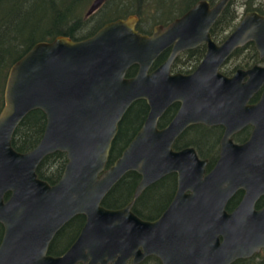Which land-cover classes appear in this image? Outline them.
Returning <instances> with one entry per match:
<instances>
[{"label": "water", "instance_id": "1", "mask_svg": "<svg viewBox=\"0 0 264 264\" xmlns=\"http://www.w3.org/2000/svg\"><path fill=\"white\" fill-rule=\"evenodd\" d=\"M229 1L198 0L151 34L139 31V17L129 14L85 38L57 35L36 42L10 66L0 110V264H127L149 255L162 264H231L264 249V206H253L264 194V66L231 76L220 71L249 42L264 57V14L246 11L217 42L210 29ZM102 2L93 0L86 15ZM203 43L206 53L191 73L170 72L178 53ZM168 48V58L151 69ZM133 65L136 73L127 76ZM137 100L147 103L146 118L105 168L118 124ZM174 102L178 111L158 128ZM35 109L46 118L43 135L31 150L17 151L14 132ZM197 122L224 126L219 158L208 173L193 147L173 148ZM246 125L252 126L248 138L234 143L231 135ZM55 151L65 152L67 163L50 185L35 170ZM128 171L141 177L134 197L176 173L175 195L157 219L138 217L132 202L117 209L102 204ZM240 188L245 195L229 212L226 203ZM78 213L86 220L74 242L60 255L48 254L54 234Z\"/></svg>", "mask_w": 264, "mask_h": 264}, {"label": "trees", "instance_id": "2", "mask_svg": "<svg viewBox=\"0 0 264 264\" xmlns=\"http://www.w3.org/2000/svg\"><path fill=\"white\" fill-rule=\"evenodd\" d=\"M93 0H0V109L3 105V91L10 66L25 54L36 42L42 40H52L57 35H66L73 39H81L90 36L104 23L116 18H124L129 14H135L139 17L137 29L146 33V22L144 16L149 14L151 17L149 26L154 24H164L175 17L181 15L198 0H103L99 6L103 7L99 13L97 22L89 26L88 34H80L79 30L85 25L83 9ZM212 4L214 0H209ZM248 1L246 11L256 10L264 14V6L258 5L255 8L250 7ZM228 2L218 19L212 25L210 33L217 41H222L230 33L238 21L240 14ZM98 8V9H99ZM97 9V10H98ZM94 13V12H93ZM244 49L248 50L250 58L248 65H252L258 57L253 42L247 43L244 47L237 49L234 53H239ZM200 53V49H197ZM161 60V59H159ZM136 67L128 69L127 75H133ZM258 98L253 97V101ZM167 109L159 120L162 126L168 119L171 109ZM148 106L144 100L135 101L127 110L119 124V131L114 140L112 150L110 151L108 162L109 166L120 155L124 145L129 141L135 130L139 128L145 119ZM45 125V115L39 110L30 111L17 127L12 143L18 150L29 148L35 141L34 137L39 136ZM30 133V134H28ZM245 136V135H244ZM36 142V141H35ZM175 143V147H176ZM180 144V141H179ZM57 153L56 157L62 159ZM61 165L58 166L55 174H60ZM42 174V173H41ZM40 175V174H39ZM57 175V176H58ZM42 176V175H41ZM49 178V176H46ZM172 177H166L163 181H173ZM52 179V178H51ZM170 179V180H169ZM139 180V175L134 171L127 172L113 188L103 198L102 204L108 208H119L125 205L133 194V189ZM81 217H77L80 219ZM61 233V232H60ZM61 234H65L62 232ZM59 236L56 241L50 245L49 252L57 254L63 250L59 244ZM152 260L156 264H161L155 256ZM252 264L249 260H237L235 264Z\"/></svg>", "mask_w": 264, "mask_h": 264}, {"label": "flooded vegetation", "instance_id": "3", "mask_svg": "<svg viewBox=\"0 0 264 264\" xmlns=\"http://www.w3.org/2000/svg\"><path fill=\"white\" fill-rule=\"evenodd\" d=\"M172 20H170L164 24H161V23H159V24L165 26L169 22H171ZM154 26L152 27V29L150 31H148L146 33L151 34ZM229 34L230 33H228L227 36ZM244 46H242V47H244ZM239 48H241V47H239ZM239 48H237V49H239ZM197 49H200L201 52L198 53ZM206 50H207L206 44L203 43V44L198 45L195 48H191V49L181 51L180 53H178V55L174 58L173 62L171 63L170 72L171 73H182V74L191 73L198 66V64L200 63V61L204 57ZM170 51H171L170 48L162 51L161 54L156 58V60L152 64L151 69H154L159 64H161L163 61H165L168 58ZM234 52L227 58V60L220 67V71L227 76L233 75L235 70L239 69V68L247 69L248 67H250L254 64H259V65L264 66V57H260L258 52H257L258 57L256 58V61L253 62V64L250 66L248 65V60L250 58V55H249L247 49H244L243 51H241L240 54L234 53ZM159 59H161V60H159ZM133 66L136 67V70L134 72V74H135L137 71V66L136 65H133ZM133 75H130V76H133ZM3 93H4V91H3ZM256 95L258 96V98L254 101L252 100L253 99L252 98L250 101L251 103H254L259 99L260 92H258ZM3 103H4V95H3ZM179 106H180V103L174 102L167 108V109H169L170 107H172L171 113H170L168 119L166 120V122L164 123V125L160 126L159 120L164 115V113L167 111V109L164 111V113L162 114V116L159 118V120L157 122L158 128H162V127L166 126L171 121L173 116L178 111ZM125 113H124V115H125ZM146 115H147V113H146ZM145 118H146V116H145ZM45 123H46V118H45ZM119 124H120V122H119ZM119 124H118V131H119ZM141 125L139 126V128L141 127ZM44 127H45V125H44ZM139 128L134 131V133L130 137L129 141L133 138V136L136 134V132L139 130ZM251 130H252L251 125H246V126L242 127L240 130H237L236 132H234L231 135L233 142L239 143V144L243 143L248 138ZM43 131H44V128L42 130L41 135H39L38 137L37 136L34 137L36 142L34 141V143L32 145H29V148H26L23 150H18L14 146L13 147L17 151H20V152H27V151L31 150L32 148H34L36 146V144L41 139V137L43 135ZM118 131H117V133H118ZM117 133H116V135H117ZM223 133H224V126L221 124L206 125V124L201 123V122L193 123V124L187 126L176 137V139L173 142V148L176 150H179V149H182L184 147H193L195 149L197 155L199 156V158L206 160L205 173H208L214 167L216 161L219 158V155H220L219 143H220V139H221ZM28 134H30V133H28ZM116 135H115V138H116ZM115 138L112 141V146L114 144ZM179 141H180V144H179ZM127 143L124 145L123 149L125 148ZM175 143H177L176 147H175ZM12 145H13V143H12ZM112 146H111V150H112ZM57 153H64L65 155L64 156L60 155L62 157V159H60V158L56 157ZM66 163H67V156H66L65 152L55 151V152L47 154L46 156L43 157V159L39 162V164L36 167L35 172H36L37 178L42 180V181H46L50 185H54L60 179V177L64 171ZM61 164H62V166H61L62 168L60 170V174L59 175L55 174L57 172L58 166ZM109 166H106L105 168H108ZM134 172H136V171H134ZM46 176H49V178H47ZM166 177H172L171 179L173 181L170 182V181H167L168 179H166V182H164L163 180ZM121 179L119 181H121ZM140 179H141V177L139 175V180L133 189V194L131 195V199L126 204L132 202V206L130 208L131 211L134 214H136L138 217H140L141 219H143V220H155L167 209L169 203L171 202L173 196L175 195V192L177 190L176 173L171 172V173L164 175L163 177L159 178L158 180L147 185L140 192V194L137 197H134V193H135V190H136L138 183L140 182ZM117 183H115L113 185V187ZM112 188L109 190V192L112 190ZM9 194L10 193L7 192L4 195V197H3L4 200H6L9 197ZM244 195H245L244 189L240 188V189L236 190L235 193L227 201L226 209L229 212L232 211L240 203V201L243 199ZM125 205H123V206H125ZM253 206H254L255 210H259L264 206V194L259 195V197L255 200ZM119 208H121V207H119ZM114 209H117V208H114ZM77 217H81V218L77 219ZM85 220H86V216L82 213H78V214L72 216L69 220H67L62 225V227L54 234L52 239L50 240L49 246H48V254L57 256V255L62 254L65 250H67L70 247V245L74 242V240L76 239L77 235L79 234L80 230L82 229V227L85 223ZM60 232L61 233L65 232V234H61ZM3 235H4V226L0 223V243L2 241ZM57 236H59V242L57 241V244L61 245L63 247V250L57 254H52L49 252V248H50V245L56 241ZM153 256L154 255H149L139 263H132V260L130 259L127 262V264H145L146 262L148 263L147 259L153 260V258H152ZM156 258H158V257H156ZM241 259L249 260V263H252V264H264V249L263 248L260 249V251L253 253L250 257L240 258L237 260H241ZM152 260H150L149 262L153 263ZM237 260H235L231 264H235L237 262ZM160 263H161V261H160ZM79 264H81V263H79Z\"/></svg>", "mask_w": 264, "mask_h": 264}, {"label": "rangeland", "instance_id": "4", "mask_svg": "<svg viewBox=\"0 0 264 264\" xmlns=\"http://www.w3.org/2000/svg\"><path fill=\"white\" fill-rule=\"evenodd\" d=\"M218 1V0H214V3ZM231 1V6L234 7L236 9L237 12H239L240 14V18L242 17V15L246 12V8H247V4H248V1L249 0H230ZM89 4L90 2L86 5V7L83 9V12H82V16H84V19L86 18L85 20V25H83V27L79 30V33L80 34H88V28L89 26H93L96 22H97V19L99 17V13L102 11L103 7H100L98 10H95L94 13L90 14V15H86V11L89 7ZM258 5H261V6H264V0H252V2L249 3V6L250 7H256ZM150 16H154L152 14H149ZM148 16V15H145L144 16V22H146V28L147 29L146 31H150L152 29L151 26H149V23L150 21L152 20L151 17ZM157 24V23H156ZM154 24V25H156ZM5 86V85H4ZM145 264H156L155 262H146Z\"/></svg>", "mask_w": 264, "mask_h": 264}]
</instances>
